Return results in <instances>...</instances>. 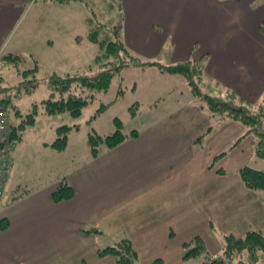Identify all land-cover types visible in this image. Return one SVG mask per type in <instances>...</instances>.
Instances as JSON below:
<instances>
[{"label": "crops", "instance_id": "obj_1", "mask_svg": "<svg viewBox=\"0 0 264 264\" xmlns=\"http://www.w3.org/2000/svg\"><path fill=\"white\" fill-rule=\"evenodd\" d=\"M107 3L117 13L110 24L119 25L125 45L134 54L149 60L169 59L168 64L202 58L201 85L207 86L208 91H215L214 87L229 89L251 102L264 96V31L259 28L264 22V0H107ZM73 4L81 11L84 9V16L78 18L83 24L81 31L72 28L75 15L62 12L78 11L70 7ZM87 12L83 0H0V57L13 53L24 62L32 58L38 66L37 73L43 71L46 81L53 72L74 70L45 68L43 60L51 59L54 53L75 57L69 64H80L75 69H87L93 58L88 62L82 48L94 51L92 57L98 49L94 43L96 47L88 45L92 43L87 38L92 16ZM34 101V98L19 101L17 111L24 113L21 108H31ZM199 108L194 105L191 117L185 116L191 119L185 123L180 121L184 115L179 113L184 110L173 108L142 129H133L135 134L125 133L130 135L116 146H101L96 156L91 154L88 139L82 138L68 171H59L49 182L46 178L35 189L5 197L12 186L17 189L20 185L18 181L13 183L12 169L0 201V207H8L5 214L9 221L8 226L0 228V264H37V253L45 252L46 246L84 244L95 249L101 243L114 244L123 237H128L135 246L140 264H147L150 257L142 248L144 237H148L146 231L158 230L163 239L167 238L168 229H180L184 215L179 209L186 204L180 197L187 186L192 191L197 189L205 202L211 203L215 198V167L208 171L202 185L195 176L196 158L202 148L196 143L229 119L218 122L207 110L208 117H203V109ZM40 110L43 112L42 107ZM56 126H50L49 136L38 137L37 144L55 150L50 143ZM37 130L42 132L43 128ZM228 141L231 143L232 138ZM17 142L13 153L22 146ZM68 143L69 135L65 147L55 151H64ZM186 178L190 179L187 185ZM60 179H65L75 192L69 199L54 201L51 193ZM237 183L250 202L254 193L241 180L237 179ZM257 196L252 208L264 214L263 199ZM194 197L188 199L193 208L198 205ZM140 198L145 200L146 210L136 213L135 199ZM128 224H133L134 230L127 228ZM254 227L264 231V222ZM128 229L136 231L139 238L132 233L129 236L125 232ZM183 240L174 241L179 246L177 256L183 252ZM63 251L66 256L67 249ZM168 254L166 249L160 255L166 259ZM156 255L159 254L152 257ZM172 255L168 259L175 260Z\"/></svg>", "mask_w": 264, "mask_h": 264}, {"label": "rangeland", "instance_id": "obj_2", "mask_svg": "<svg viewBox=\"0 0 264 264\" xmlns=\"http://www.w3.org/2000/svg\"><path fill=\"white\" fill-rule=\"evenodd\" d=\"M83 2L87 8L88 15L94 16L97 20L107 24L111 23V20L115 18V14L117 15L116 12H112L107 0H83ZM70 7L72 9L77 8L78 11L68 9V11L63 10L62 12L73 13L75 20L72 23V28L81 31L83 24L78 18L84 16L82 15L84 9L81 11L79 6L75 4ZM92 11L95 14L92 15ZM21 23L17 30L21 27ZM88 45L90 48L96 47L93 46V43ZM82 49L85 58L88 57V62H90L94 51L92 52L91 49L89 50L85 46ZM78 51L80 54L82 53V51ZM159 58L152 60L168 64L169 59L167 61L161 57ZM74 59L75 57L64 56L62 53H54L51 59H44L43 63L45 68L48 66V70L50 68L57 70H62L61 68L74 69L59 74L84 71L86 68L84 70L82 67H79L81 69H75V66L80 64H69ZM2 61L4 65H0V73L4 80L1 84L3 90L0 91V97H10L15 105L19 101L29 98H34V102L37 104L43 98L48 97L50 88L43 71L37 73L38 84L34 91L26 92L17 88L18 82L22 80L20 70L33 66L32 58L28 57L25 62L22 61L18 67L19 69L5 60ZM198 84L201 85L200 79ZM200 87L204 92H214L208 91L203 85ZM214 90L216 91L217 88L214 87ZM103 104H105L104 109L96 113L97 109ZM200 104L204 113L203 117H208L205 105L193 92L192 86L181 75L167 71L160 72L157 67L151 65L127 67L120 75L113 77L106 91L95 94V97L85 105L78 118H72L65 113L49 116L41 112V110L38 115L36 114L35 124L26 128L23 136H21L22 139H19L20 143L19 140L17 142L22 146L19 150H15L14 153L12 152V181L13 183L18 181L20 185L17 189H13L15 187L12 186L13 188L11 187L5 197L19 195L26 189H35L46 178V181L49 182L52 177L59 174V171H68L73 162L72 159L76 156L75 152L80 145V139H87L89 133H97L103 136L111 133L115 129V118H118L121 122V131L130 133L133 129H142L157 118L158 120L161 119L166 112L177 107H179V110L185 111L179 112L184 115L180 121L185 123V121L191 119L185 118V116L191 117L194 105L197 109H200ZM21 109L22 112H28L31 108ZM8 115L11 121L18 122L14 108H9ZM168 119L172 118L168 117ZM65 123H75L77 128H72L69 131V143L64 151L56 152L55 150L57 149H44L42 145L37 144L38 137L49 136L50 126H53V124L58 126ZM37 127L43 128V131L37 130ZM203 134L202 132L201 136ZM55 137L56 133L53 139ZM231 138L232 141L228 144V140H231ZM253 139L254 136L251 133H246L245 128L239 121L229 120L223 126L214 129L210 134L204 135L201 143H196V146L200 144L202 148L196 158V167L198 169L195 171V176L199 178L202 185L205 178L208 177V171L215 167L213 170L216 173L214 180L216 185L215 198L211 203L205 202L204 197L197 194V189L192 191L187 186L180 197V200L184 199L186 201V204L179 209V211L182 210L184 215L180 229H168L165 235L169 240L167 238L162 239V234L158 235V230L146 231L148 237H144L146 241L143 243L142 248L145 250L146 255L150 257L147 264H155V259L159 258H161L162 264H198L200 262L199 258L183 259L185 252L183 241L190 239L194 235H200L207 248L209 247L212 252L209 248L208 250L218 256L221 253V243L225 233L241 236L246 231L255 228V225L264 222V214L261 210L252 208V201L255 195H258L257 199H263L264 203V191L249 190L254 193L249 202L248 196L242 191L243 188L237 183V179L240 181L239 169L244 165H250L264 171V160L254 155ZM51 151H54V154ZM185 183L186 185L189 184L190 179L186 178ZM192 196H195L193 200L198 202V205L196 203L194 208L188 202V199ZM135 200H138L135 208L136 213L146 210L145 200L142 198ZM7 209L8 207H0V218L6 216L5 210ZM127 228L134 230L133 224H128ZM130 229L125 232H128L129 236L132 233L139 238L137 233H135L136 231ZM180 239H184L181 241L183 252L177 256L179 246L174 241ZM101 244L95 249L84 244L66 247L46 246L43 247L45 252L37 253V264H118L115 254H101L98 252V249H102L111 243H107V245ZM64 248L68 251L66 256H64ZM133 248L136 249L134 245ZM166 249L169 250V254L165 259L160 254L162 252L166 253ZM83 251H86L87 254L81 256L80 253ZM154 253L159 255L152 257ZM70 254L71 256H69ZM170 254H173L171 257L174 256L175 260L168 259ZM177 258L180 261H177ZM132 264H140L138 257L135 263ZM142 264L145 263L142 262Z\"/></svg>", "mask_w": 264, "mask_h": 264}, {"label": "trees", "instance_id": "obj_3", "mask_svg": "<svg viewBox=\"0 0 264 264\" xmlns=\"http://www.w3.org/2000/svg\"><path fill=\"white\" fill-rule=\"evenodd\" d=\"M259 28L264 31V22L259 25ZM87 38L98 47L91 65L84 71L49 74L47 77L50 88L48 97L37 104L33 103L30 111L18 112L10 97H0V105L7 111L8 122L12 127L11 138L15 143L21 138L24 129L35 124L39 107H42L43 112L47 115L67 113L72 118H78L85 105L95 97V94L106 91L113 77L120 75L125 68L151 65L162 71L175 73L185 78L192 86L193 92L205 105L209 115L218 122L227 119L239 121L245 128V132L254 136V155L264 160V96L255 102H251L233 91L221 89V87H217V92H204L200 87L202 85L198 84V80L204 76V59H187L172 64L144 59L131 52L125 45L118 24H107L97 20L94 16L89 19ZM0 59L11 63L16 68L23 61L20 55L13 53L5 54ZM37 71L36 62L33 66L20 70L22 80L18 82L17 88L26 92L32 91L38 84ZM3 80L4 78L0 73V91L3 90L1 86ZM203 87L207 88L205 85ZM104 107L105 104L99 107L96 113L102 111ZM9 108H14L15 114L19 116L18 122L10 121ZM114 122L115 129L107 135L88 134L87 139L93 156L99 153L101 146L112 148L130 135L121 131V122L118 118H115ZM72 128H77V124L65 123L56 126V137L50 145L57 150H62ZM132 132L135 134L136 131ZM239 177L247 188L264 191L263 170L244 165L239 169ZM74 192V188L65 179H60L51 193V198L54 201L69 199L74 195ZM8 223L7 217L0 218L1 229L8 226ZM183 246L185 249L183 259L199 258L198 264H264V231L257 228L248 230L241 236L225 233L222 238L221 253L218 256L206 248L199 235H194L183 242ZM98 252L115 254L119 264H132L137 259L136 250L128 237H123L117 243L98 249ZM154 262L155 264H162L160 259H155Z\"/></svg>", "mask_w": 264, "mask_h": 264}, {"label": "built area", "instance_id": "obj_4", "mask_svg": "<svg viewBox=\"0 0 264 264\" xmlns=\"http://www.w3.org/2000/svg\"><path fill=\"white\" fill-rule=\"evenodd\" d=\"M3 61L0 60V65ZM11 125H9L6 109L0 105V200L3 197L5 186L13 168L12 150L15 141L11 138Z\"/></svg>", "mask_w": 264, "mask_h": 264}, {"label": "bare ground", "instance_id": "obj_5", "mask_svg": "<svg viewBox=\"0 0 264 264\" xmlns=\"http://www.w3.org/2000/svg\"><path fill=\"white\" fill-rule=\"evenodd\" d=\"M201 131H202V130H201ZM203 131H204V130H203ZM203 131H202V132H203Z\"/></svg>", "mask_w": 264, "mask_h": 264}]
</instances>
